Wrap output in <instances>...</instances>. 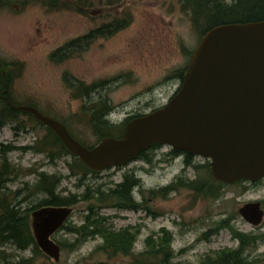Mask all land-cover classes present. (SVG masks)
<instances>
[{
    "label": "rangeland",
    "instance_id": "obj_1",
    "mask_svg": "<svg viewBox=\"0 0 264 264\" xmlns=\"http://www.w3.org/2000/svg\"><path fill=\"white\" fill-rule=\"evenodd\" d=\"M61 2L63 7H50L44 0H0V60L12 65L14 77L9 96L14 105L36 108L65 125L83 145L96 146L99 139L89 124L87 108L98 101H108L113 108L108 119L123 125L137 115L165 106L179 90L178 74L188 67L201 36L192 27L190 15L181 10L180 0ZM91 32L98 34L86 48L73 51L66 59L62 54L53 58L61 48ZM80 86L92 87L91 99L81 98L84 88L79 90ZM7 103L0 97V115ZM18 119L25 129L15 130L16 122L0 125V158L2 145L38 148L43 139H52L48 128L29 115L20 114ZM170 149L162 146L150 150V162L139 159L86 177L83 170L77 176L71 174L70 166L77 165L71 155L51 162V153H60L58 147L50 152L15 150L8 159L18 169L17 176L7 186L12 192L23 190L24 198L35 189L42 173L62 177L59 196L80 199L72 206L66 223L77 228L84 224L94 203L81 199L88 187L106 192L122 183L125 175H135L141 182V191L136 189L134 198L143 202V209H116L108 201L99 209L114 230L128 229L137 235L135 252L146 248L149 237L162 236V230H167L174 240L175 262L199 264L208 255L240 248V241L229 229L218 231L221 221L229 219L240 233L259 238L246 254L258 258L257 264H264V218L254 226L239 212L254 202L260 203L264 211V179L256 184L228 186L216 198L204 197L186 187H179L165 198L160 190L181 180L209 178V170L204 167L208 161L200 158L187 166L184 158H167ZM45 199L44 195H34L23 208L30 210ZM53 239L61 247L60 261L43 254L36 257L35 264H131L130 258L125 257L108 260L99 251L101 237L89 238L78 248L73 247L77 235L66 230H60ZM1 251L4 253L0 258L16 262L33 257L31 250L20 251L11 245Z\"/></svg>",
    "mask_w": 264,
    "mask_h": 264
},
{
    "label": "water",
    "instance_id": "obj_2",
    "mask_svg": "<svg viewBox=\"0 0 264 264\" xmlns=\"http://www.w3.org/2000/svg\"><path fill=\"white\" fill-rule=\"evenodd\" d=\"M17 109L52 129L96 172L126 166L163 145L203 157L216 181L255 184L264 179V21L223 24L208 31L177 93L165 106L130 120L121 138H105L89 148L36 108ZM72 212L68 206H45L31 214L37 245L55 262L60 261L61 247L53 237ZM239 212L254 226L264 218L258 202Z\"/></svg>",
    "mask_w": 264,
    "mask_h": 264
},
{
    "label": "trees",
    "instance_id": "obj_3",
    "mask_svg": "<svg viewBox=\"0 0 264 264\" xmlns=\"http://www.w3.org/2000/svg\"><path fill=\"white\" fill-rule=\"evenodd\" d=\"M44 1L50 7H63L61 6L63 5L62 2L59 3V0ZM179 3L181 10L190 15L192 27L201 38L212 28L219 25L264 21V0H180ZM125 26L126 24L123 26H116L114 31L110 30L105 36H110ZM97 34L98 33L91 32L87 36L71 42L65 48H61L57 51L53 58L57 59L60 54H62L61 56H63L64 59L70 57L73 51H78L83 47L86 48V44H90ZM186 54L191 56V52H187ZM185 70L186 69L180 71L178 74L181 83ZM13 77L12 65L0 60V97L8 102L7 108L0 115V125H4L7 122H16L17 125L15 126V130H20L21 128H26L18 122V116L20 114H26L33 120H38L30 113L19 111L17 108L20 106H16L12 103L9 96V88L13 81ZM83 88V92L80 93L81 98L91 99V92H93L92 87H78L79 90ZM87 109L89 124L94 134L98 137L99 142L105 138H121L123 136L128 121L123 125L113 124L111 120L108 119L109 114L113 111L108 101H98ZM141 116H143V114L137 115L134 118ZM47 128L50 131L52 139H43L42 142L39 143L41 145L38 148H16L14 146L2 145V156L0 158V255L4 253L1 251L3 247L11 245L20 251L31 250L33 257L28 259L22 258L18 262L10 260L7 257L4 259L0 258V264H35L36 257L44 253L37 245L33 235L31 228L32 212L45 206L72 207L80 201L76 196L70 198H62L59 196L58 189L63 178L57 177L56 175L49 176L44 173L40 175V180L37 182L35 189L27 196H24V198L21 197L23 190L12 192L7 184L13 177L17 176L18 169L9 161V153L15 150L50 152L54 147H58L60 153L58 155L51 153L50 155L52 163H54L57 158L71 155L77 161L76 166H70L73 176H77L81 170L84 171L83 174L85 177L89 173H96V171L88 168L79 158L75 157L52 129L49 127ZM149 151L142 153L137 160H147L150 162L147 158ZM191 164L192 161L188 159L186 165L190 166ZM204 167L208 168V165ZM75 169H77V172ZM208 174L209 178L198 181L184 182V180H181L177 184L160 190V193L166 198L169 194L177 191L179 187H186L194 190L197 194H202L204 197H220L223 190L231 185L216 181L210 170ZM241 183H243V181L239 182V184ZM140 188L141 182L135 175H125L122 183L106 192L102 189L93 191L88 187L87 193L84 194L81 199L90 201V203L94 201V203L91 204L88 209L84 224L77 228L65 225L61 230H66L69 233L77 235V240L73 246L74 248H78L89 238L101 237L103 239V244L99 247V251L104 253L108 260L125 257L130 258L131 264H182L175 262L176 254L173 249L174 240L167 230H162V236L158 237V235H155L156 238L155 236L149 237L145 243L146 248L138 253L134 251V243L137 235L132 234L128 229L119 231L114 230L112 226L107 224L109 219L100 215L99 209L102 205L107 204L106 201L116 209H129L133 211L143 209V202H138L134 198L135 190H140ZM152 193L155 194L156 192ZM34 195H44L46 199L30 210H25L23 208L25 201ZM20 198L23 199L21 200ZM147 211L151 214L149 210ZM154 217H156V215ZM219 226L218 231L221 229H229L233 233L234 237L240 241V248L224 249L217 254L208 255L199 264H257L259 262L258 258L252 259L250 254H246L251 247L257 244L258 237L240 233L233 228L229 219L227 221H221Z\"/></svg>",
    "mask_w": 264,
    "mask_h": 264
},
{
    "label": "flooded vegetation",
    "instance_id": "obj_4",
    "mask_svg": "<svg viewBox=\"0 0 264 264\" xmlns=\"http://www.w3.org/2000/svg\"><path fill=\"white\" fill-rule=\"evenodd\" d=\"M162 146L163 145H156L153 147L152 150L159 149ZM167 158H184L185 162H187L188 159L191 160L192 162H195L196 160L203 158V157L197 156V155H191V154H188L186 152L175 150V149L171 148L170 149V155Z\"/></svg>",
    "mask_w": 264,
    "mask_h": 264
}]
</instances>
